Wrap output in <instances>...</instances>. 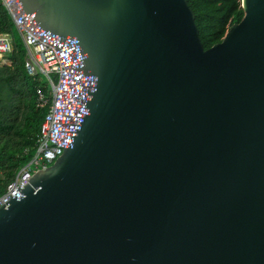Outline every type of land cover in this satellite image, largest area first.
<instances>
[{
  "label": "water",
  "instance_id": "water-1",
  "mask_svg": "<svg viewBox=\"0 0 264 264\" xmlns=\"http://www.w3.org/2000/svg\"><path fill=\"white\" fill-rule=\"evenodd\" d=\"M5 1L65 75L0 264H264V0L206 50L186 0Z\"/></svg>",
  "mask_w": 264,
  "mask_h": 264
},
{
  "label": "trees",
  "instance_id": "trees-1",
  "mask_svg": "<svg viewBox=\"0 0 264 264\" xmlns=\"http://www.w3.org/2000/svg\"><path fill=\"white\" fill-rule=\"evenodd\" d=\"M195 15L199 38L206 50L220 43L230 25L244 17L240 0H186ZM13 39L10 66L0 67V193L13 175L30 159L35 138L47 111L36 107V90L48 95V87L23 67L25 49L7 12L0 4V35ZM29 149L28 154L23 151Z\"/></svg>",
  "mask_w": 264,
  "mask_h": 264
},
{
  "label": "built area",
  "instance_id": "built-area-1",
  "mask_svg": "<svg viewBox=\"0 0 264 264\" xmlns=\"http://www.w3.org/2000/svg\"><path fill=\"white\" fill-rule=\"evenodd\" d=\"M1 6L7 12L11 22L25 49L23 67L30 77L42 75L50 86V95H45L40 89L36 90V107L45 108L47 111L41 123L39 133L35 138L32 148V155L28 162L13 175L0 193V207L9 201L10 196L16 194L17 188L22 190L32 175L40 170L51 166L54 161L62 155L63 147L56 142L53 136V123L56 101L64 79L65 70L60 63L53 47L39 41L27 29H25L15 18L5 0H0ZM13 51V39L8 34L0 35V67L10 66L8 56ZM29 153V149L23 151ZM5 176L0 173V181H4Z\"/></svg>",
  "mask_w": 264,
  "mask_h": 264
},
{
  "label": "rangeland",
  "instance_id": "rangeland-1",
  "mask_svg": "<svg viewBox=\"0 0 264 264\" xmlns=\"http://www.w3.org/2000/svg\"><path fill=\"white\" fill-rule=\"evenodd\" d=\"M37 78H38V82H39L40 84H42V85L48 87V89H47V91H48L47 94H48V95H47V96H49V95H50V86H49L48 82L46 81V79H45L42 75H38Z\"/></svg>",
  "mask_w": 264,
  "mask_h": 264
}]
</instances>
